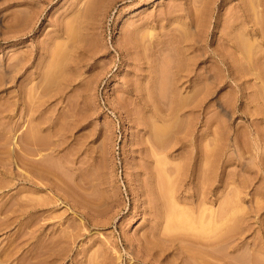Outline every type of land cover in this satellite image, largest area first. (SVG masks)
<instances>
[{
  "label": "rangeland",
  "instance_id": "1",
  "mask_svg": "<svg viewBox=\"0 0 264 264\" xmlns=\"http://www.w3.org/2000/svg\"><path fill=\"white\" fill-rule=\"evenodd\" d=\"M237 1L0 0V264H264V4Z\"/></svg>",
  "mask_w": 264,
  "mask_h": 264
},
{
  "label": "bare ground",
  "instance_id": "2",
  "mask_svg": "<svg viewBox=\"0 0 264 264\" xmlns=\"http://www.w3.org/2000/svg\"><path fill=\"white\" fill-rule=\"evenodd\" d=\"M222 2H224V1H222ZM224 3H225V2H224ZM254 3H255V1H254ZM261 3L264 4V0H263V2L261 1ZM261 3H260V4H261ZM255 4H256V3H255ZM263 4H262V5H263ZM237 5L241 8V10H243V13H244V12H246V13L252 12L251 9H252L253 6H254L252 0H238V1H237ZM260 6H261V5H260ZM220 7H221V6H220ZM220 7H219V8H220ZM253 9H254V8H253ZM241 10H240V11H241ZM262 10H264V7L262 8ZM248 11H249V12H248ZM253 11H254V10H253ZM255 12H256V11H255ZM246 13H245V15H246ZM258 13H259V11H258ZM235 14H236V13H235ZM240 14H241V13H240ZM260 14H264V13H260ZM247 15H248V14H247ZM254 15H255V14H254ZM256 15H257V13H256ZM239 16H240V15H239ZM259 16H260V15H259ZM261 16H262V15H261ZM261 16H260V17H261ZM158 17H159V16H158ZM250 17H251V16H250ZM260 17H259V21H258V22L261 23V21H262V22L264 23V18H262L263 20L260 21ZM262 17H264V15H263ZM243 19H244V18H243ZM248 19H249V18H248ZM251 19H253V18H251ZM249 20H250V19H249ZM260 23H259V24H260ZM263 23H262V24H263ZM260 26H261V25H260ZM262 28H263V26H262ZM263 29H264V28H263ZM233 36H234V35H233ZM230 37H231V36H229L228 38H230ZM235 37L239 38L238 35H236ZM240 38H241V37H240ZM240 38H239V40H240ZM222 39H223V38H222ZM232 39H233V37H232ZM218 40H219V38H218ZM220 40H221V39H220ZM220 40H219V41H220ZM229 40H230V39H229ZM239 40H238V41H239ZM241 40H242V39H241ZM222 41H223V40H222ZM225 41H226V40H225ZM232 41H234L235 43L237 42V41L234 40V39H233ZM219 43H220V42H219ZM235 43H234V44H235ZM242 43H243V42H242ZM244 43H245V42H244ZM246 43H247V46H245L246 44L244 45V46L246 47L245 49H247V48L249 47V46H248V42H246ZM217 44H218V43H217ZM231 44H232V42H231ZM238 44L241 46V45H242V44H241V41H240V43L237 42V46H239ZM233 46L236 47V45H233ZM242 47H243V46H242ZM237 48H240V47H237ZM249 48H250V47H249ZM249 48H248L247 50L243 49V53H244V50H245V51H248V50H251V51H252V49H249ZM214 51H215V49H214ZM215 52H216V51H215ZM241 52H242V51H241ZM218 53H219V51H218ZM220 53H223V52L221 51ZM245 53H246V52H245ZM249 53H250V51H249ZM223 54H224V53H223ZM228 54H231V53H228ZM252 54H253V53H252ZM244 55H245V54H244ZM247 55H250V54H248V52H247ZM247 55H246V56H247ZM222 56H225V55H222ZM244 57H245V56H244ZM247 57H248V56H247ZM252 57H253V55H252ZM245 59H246V58H245ZM234 68H235V67H234ZM237 68H238V67H237ZM231 69H232V68H231ZM242 69H243V68H242ZM240 70H241V69H240V67H239V71H240ZM235 72H236V71H235ZM175 83H177V82H175ZM169 84H170V83H168V85H169ZM171 84H172V83H171ZM171 84H170V85H171ZM173 84H174V82H173ZM173 84H172V85H173ZM176 86H177V85H176ZM174 87H175V86H174ZM175 88H177V87H175ZM171 89H172V87H171ZM163 125H164V124H163ZM163 125H162V126H163ZM160 126H161V125H160ZM162 126H161V127H158V128H160V129H159L160 131L158 130V128H156V129H157L156 132H158V131L160 132V133L158 132V134H161V130H162V132H163L164 129H165V131H166V130L168 131V128L166 129V126H165V125H164V128H163V129H162ZM167 131H166V132H167ZM166 132H165V136H166ZM31 134L36 135V133H31ZM158 134L155 135L156 139L160 138V136L163 137V134H164V133H162V135H160L159 137H158ZM167 134H168V133H167ZM37 136H38V135H37ZM37 136H36V137H37ZM165 136H164V137H165ZM34 137H35V136H34ZM36 137H35V138H36ZM155 137H154V138H155ZM164 137H163V138H160V140H161V139L164 140ZM37 138H38V137H37ZM37 138H36V140H37ZM166 138H167V137H166ZM166 138H165V139H166ZM156 139H155V140H156ZM167 139H168V138H167ZM167 139L165 140V142L167 141ZM32 140H33V139H32ZM163 140H161V141L163 142ZM156 142H158V141L156 140ZM165 142H164V143H165ZM160 143H161V142H159L158 144H160ZM161 145H162V144H161ZM159 146H160V145H159ZM30 166H32V165H30ZM42 166H43V165H42ZM33 167H34V166H33ZM44 167H45V166H44ZM28 168H29V167H28ZM45 168H46V167H45ZM45 168H44V169H45ZM44 169H43V170H44ZM40 170H41V168H40ZM33 171H34V170H33ZM44 171H45V170H44ZM35 172H36V171H35ZM37 172H38V171H37ZM41 172H42V170H41ZM41 172H40V173H41ZM42 173H43V172H42ZM46 173H47V171H46ZM46 173H45V174H46ZM36 174H37V173H35V175H34V174H32V175L37 176ZM43 174H44V173H43ZM39 175H41V174H39ZM23 176L25 177L26 175H23ZM41 176L45 177L44 175H41ZM24 177H23V178H24ZM43 177H40L39 179H43ZM25 178H26V177H25ZM28 178H29V177H28ZM31 178H32V177H31ZM31 178H30V180H31ZM34 178H35V177H34ZM45 178H46V177H45ZM167 178H168V177H167ZM167 178H166V179H167ZM37 179H38V177H37ZM168 179H169V178H168ZM30 180H29V181H30ZM33 181L35 182V180H31L30 182H33ZM38 181H39V180H38ZM38 181H37V182H38ZM169 181H170V183L168 184ZM169 181L167 180V183L165 184V186L172 184V183H171V179H169ZM26 182H27V181H26ZM34 182H33V183H34ZM37 182H35V183L37 184ZM44 182H45V181H44ZM161 182H164V183H165V180H163V181H161ZM27 183H28V182H27ZM33 183H32V184H33ZM35 183H34V184H35ZM39 183L41 184V181H39ZM164 183H162V184H164ZM36 184H35L34 186H35V187H38L39 185H36ZM43 185H44V184H43ZM170 186H171V185H170ZM170 186H167V188H168L169 190H168V189H167V190H163V189H162V190L164 191V192H163L164 195L166 194L165 191H169V192H167V193L170 195V188L172 187V186H171V187H170ZM43 187H44V186H43ZM162 187H163V186H162ZM40 188L42 189V187H40ZM163 188H164V187H163ZM39 190H40V189H39ZM162 196H163V195H162ZM167 197H169V196H167ZM167 197L164 196L165 200H168V199H166ZM170 197H173V196H170ZM170 197H169V199H170ZM26 202H27V201H26ZM26 202H24V203H26ZM169 202H170V201L167 202V205H171V203L168 204ZM172 202H173V201H172ZM27 203L29 204V202H27ZM30 203H31V202H30ZM174 203H175V202H174ZM174 203H172V204L174 205ZM21 204H23V203H21ZM28 204H26V205H28ZM175 204H176V203H175ZM9 205H10V204H9ZM9 205H8V206L6 205V206H7V207H11V205H10V206H9ZM29 205H31V204H29ZM19 206H20V205H19ZM21 206H22V205H21ZM21 206H20V207H21ZM35 206H36V205H35ZM35 206H34V207H35ZM31 207H33V206H31ZM170 207H171V206H170ZM173 207L176 208L177 205H176V206H173ZM16 208H17V207H16ZM25 208H26V207H25ZM29 208H30V207H29ZM4 209H5V208H4ZM17 209H18V208H17ZM17 209H15L14 211H18ZM26 209H27V208H26ZM177 209H178V207H177ZM179 209H180V208H179ZM20 210H21V208H20ZM181 210H183V209H180V211H181ZM3 211H4V210H3ZM177 211H178V210H177ZM180 211H179V212H180ZM186 211H187V210H185V212H186ZM6 212H7V211H6ZM174 212L176 213V211H174ZM174 212H173V214H174ZM182 212H183V211H182ZM188 212H189V211H187V213H188ZM18 213H19V212H18ZM168 213H169V212H168ZM7 214H8V213H7ZM11 214H12V213H11ZM19 214H20V213H19ZM19 214H18V215H19ZM177 214H178V213H177ZM179 214H180V213H179ZM179 214H178L177 216H176V214H174V215L177 217V218H175V217H174V218H175L176 220H178V222H179V217L182 216L181 214H180V215H179ZM184 214H186V213H183V215H184ZM8 215H9V214H8ZM8 215H7V216H8ZM188 215H189V213H188ZM191 215H192V214H191ZM11 216H12V215H11ZM16 216H17V215H16ZM190 217H191V216H190ZM198 217H199V216H198ZM13 218H14V217H13ZM185 218L189 219V216H185ZM194 218H196V217H194ZM167 219L169 220V222L171 221V223L168 222V223L166 224L167 227H168L169 224H170L171 227H173L172 225H175V224L177 223V222H176V223H175V222L172 223L174 220H173V219H169V215L167 216ZM182 219H183V218H182ZM199 219L201 220V217H199ZM200 220H198V222H202L203 219H202L201 221H200ZM10 221H11V220H10ZM186 223H189V224H186ZM203 223H204V222H203ZM203 223H202V224H203ZM208 223H209V222H208ZM5 224L7 225L6 221H5ZM179 224H180V226H182V225H183V226H184V225H185V226H188V227H187L188 229L191 228V229H193V230L195 229L194 226H196V222L194 221V223H193V221L191 222L190 220H189V222H188L187 220H186V222L184 221V224H182V223H179ZM179 224H177L176 227H179ZM181 224H182V225H181ZM197 224L199 225V223H197ZM200 224H201V223H200ZM209 224H210V223H209ZM9 225H10V224H9ZM9 225H8V226H9ZM192 225H194V226H193V227H190V226H192ZM214 225H215V224L213 223V227L218 226L217 224H216V226H214ZM204 226H205V229L207 228L208 230L212 227L211 225L208 226L207 222H206V224H203V227H204ZM207 226H208V227H207ZM210 226H211V227H210ZM38 227H39V226H38ZM174 227H175V226H174ZM199 227L201 228L200 225H199ZM199 227H198V228H199ZM203 227H202L201 229H203ZM209 227H210V228H209ZM169 228H170V227H169ZM182 228H185V227H182ZM196 228H197V227H196ZM200 228H199V230H201ZM217 228H218V227H217ZM214 229H215V228H214ZM201 232H202V230H201ZM205 232H206V230H205Z\"/></svg>",
  "mask_w": 264,
  "mask_h": 264
}]
</instances>
